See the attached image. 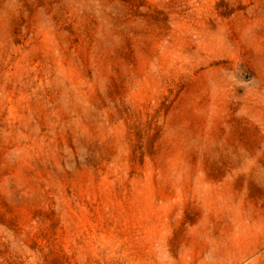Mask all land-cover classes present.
Here are the masks:
<instances>
[{
    "label": "rangeland",
    "instance_id": "374dc122",
    "mask_svg": "<svg viewBox=\"0 0 264 264\" xmlns=\"http://www.w3.org/2000/svg\"><path fill=\"white\" fill-rule=\"evenodd\" d=\"M0 264H264V0H0Z\"/></svg>",
    "mask_w": 264,
    "mask_h": 264
}]
</instances>
